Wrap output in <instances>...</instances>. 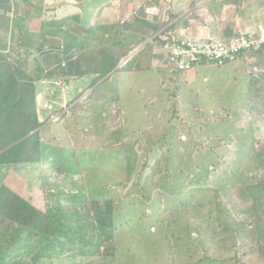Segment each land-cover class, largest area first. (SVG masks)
Wrapping results in <instances>:
<instances>
[{"label": "rangeland", "instance_id": "1", "mask_svg": "<svg viewBox=\"0 0 264 264\" xmlns=\"http://www.w3.org/2000/svg\"><path fill=\"white\" fill-rule=\"evenodd\" d=\"M44 1L65 3L57 11L60 17L81 10L83 24L109 29L117 24L125 27L140 7L147 8L145 17L150 18L155 8L169 13L175 3ZM77 3L83 9L78 10ZM10 4L15 8L20 0ZM39 26L38 16L30 14L28 31L37 32ZM65 31L46 38L51 39L44 48L46 55L37 56L42 73L36 102L39 120L47 122L41 131L46 143L74 152L64 156L60 148L48 150L49 157L57 160L43 172L44 195L29 176L11 169L0 171V183L39 210L54 191L121 200L115 264H167L168 259L172 264H222L221 260L264 264L257 255L251 201L243 189L251 182L253 167L248 125L241 116L246 101L242 62L199 65L177 74L162 68L161 49L153 50L150 69L114 73L88 89L86 79L65 82L69 73L62 64H68L72 55L64 51L76 42L75 31ZM14 38L15 33H5L0 24V52L12 56ZM145 43L139 42V47ZM147 55L148 49L138 57L144 66ZM46 75L59 80L48 81ZM173 102L177 107L171 118ZM210 162L217 163V172L205 191H197L202 186L195 181ZM181 188L184 191L179 192ZM187 191L194 192L189 196ZM67 198L49 201L65 203ZM183 199L186 206L179 202Z\"/></svg>", "mask_w": 264, "mask_h": 264}, {"label": "trees", "instance_id": "2", "mask_svg": "<svg viewBox=\"0 0 264 264\" xmlns=\"http://www.w3.org/2000/svg\"><path fill=\"white\" fill-rule=\"evenodd\" d=\"M10 2L0 0L1 28L5 33H15L12 56L0 52V171L11 169L19 175L29 176L44 195L43 172L57 160L49 157L48 150L57 152L60 148L66 156L74 149L46 143L41 133L47 122L38 118L37 82L41 80L42 70L37 56L46 55L44 48L53 36L65 29V32L74 30L75 45L64 51L72 55L71 61L63 66L69 73L64 79L65 82H68L67 78L86 79L90 89L114 73L150 69L152 41H144L147 36L158 34L164 24L156 18L147 21L143 7L137 9L125 27L117 24L109 29L98 23L83 24L81 10L60 17L57 11L65 3L52 5L44 0H20V5L12 8ZM75 6L78 10L83 7L81 3ZM8 14L12 16L10 19ZM30 14L37 15L40 21L37 34L28 31ZM47 36L51 39L46 40ZM142 41L145 44L138 50ZM147 49L148 61L144 66L138 57ZM20 50L23 53H19ZM238 60L242 62L246 79V101L242 107L245 112L241 116L248 125L253 167L251 182L243 189L251 201L258 259L264 262V46L256 52L242 53L222 65ZM199 65L214 64L204 62ZM44 79L57 81L59 77L46 75ZM176 107V102L170 106L171 118L175 117ZM194 150L192 148V152ZM216 164L210 162L204 168V173L195 181L196 186H202L197 191H205V185L211 183L212 175L217 172ZM187 192L190 196L194 191ZM48 196L60 201L68 197V201L53 203L46 198L43 209L39 210L0 183V264H115L117 208L121 200L89 198L85 193L79 196L65 191H54ZM184 200L179 202L186 206ZM185 214H188L187 209ZM167 261L172 264L170 259ZM221 263L225 261L221 260Z\"/></svg>", "mask_w": 264, "mask_h": 264}, {"label": "crops", "instance_id": "3", "mask_svg": "<svg viewBox=\"0 0 264 264\" xmlns=\"http://www.w3.org/2000/svg\"><path fill=\"white\" fill-rule=\"evenodd\" d=\"M262 2L261 0H175L174 5L167 9L169 13L155 8L156 14L150 18L147 16L146 20L156 18L164 24V27L158 34L147 36L152 39V52L162 50L161 45L188 37H213L226 40L242 33L263 37ZM32 32L37 34L38 31ZM141 48L139 47L138 50Z\"/></svg>", "mask_w": 264, "mask_h": 264}, {"label": "built area", "instance_id": "4", "mask_svg": "<svg viewBox=\"0 0 264 264\" xmlns=\"http://www.w3.org/2000/svg\"><path fill=\"white\" fill-rule=\"evenodd\" d=\"M149 41L151 43L152 39ZM262 46L264 36L256 37L245 33L226 40L213 37L182 38L163 46L160 66L182 74L204 62L221 66L225 61H233L242 53L259 51ZM44 107L47 108L46 105Z\"/></svg>", "mask_w": 264, "mask_h": 264}]
</instances>
